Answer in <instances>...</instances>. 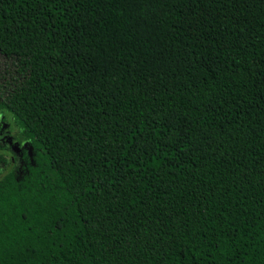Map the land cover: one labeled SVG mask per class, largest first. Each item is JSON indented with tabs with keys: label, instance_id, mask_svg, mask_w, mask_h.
<instances>
[{
	"label": "trees",
	"instance_id": "obj_1",
	"mask_svg": "<svg viewBox=\"0 0 264 264\" xmlns=\"http://www.w3.org/2000/svg\"><path fill=\"white\" fill-rule=\"evenodd\" d=\"M0 55V264H264V0H0Z\"/></svg>",
	"mask_w": 264,
	"mask_h": 264
},
{
	"label": "rangeland",
	"instance_id": "obj_2",
	"mask_svg": "<svg viewBox=\"0 0 264 264\" xmlns=\"http://www.w3.org/2000/svg\"><path fill=\"white\" fill-rule=\"evenodd\" d=\"M12 66V63H11V60L9 59H6L5 57H3L2 55H0V69L1 68H4V67H11ZM6 122H4V121ZM11 121V118L9 115H7V117H5L3 114L0 113V145H2L3 147H9L13 150H16L15 149V146L12 144V142L10 140H6L7 138L5 137L6 135L3 134L1 132V130L3 128H5V126H11L12 123H10ZM12 122V121H11ZM16 133V132H14Z\"/></svg>",
	"mask_w": 264,
	"mask_h": 264
}]
</instances>
